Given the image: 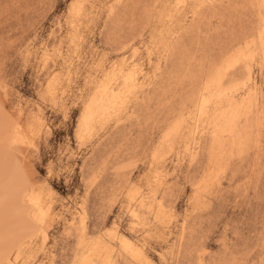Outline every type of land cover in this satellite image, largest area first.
I'll use <instances>...</instances> for the list:
<instances>
[{
	"label": "rangeland",
	"instance_id": "obj_1",
	"mask_svg": "<svg viewBox=\"0 0 264 264\" xmlns=\"http://www.w3.org/2000/svg\"><path fill=\"white\" fill-rule=\"evenodd\" d=\"M0 264H264V0H0Z\"/></svg>",
	"mask_w": 264,
	"mask_h": 264
},
{
	"label": "bare ground",
	"instance_id": "obj_2",
	"mask_svg": "<svg viewBox=\"0 0 264 264\" xmlns=\"http://www.w3.org/2000/svg\"><path fill=\"white\" fill-rule=\"evenodd\" d=\"M133 75H129L126 77L127 81H131L133 79ZM110 78L103 81L98 88L96 89L97 91L95 92L94 96L92 97L91 101L87 104V108L89 111V114H93L96 111H99L101 109L105 108V105H114L117 102V95L114 92V89L112 86H110ZM112 85V84H111ZM96 86V85H95ZM92 94V95H93ZM90 98V97H89ZM87 113V112H86ZM86 119V118H84ZM38 200V199H35ZM38 202V201H37ZM36 202V203H37ZM34 203V201H33ZM35 203V204H36ZM36 206H39L36 205ZM39 209V207H38ZM110 257V256H109ZM107 258V257H106ZM110 261V259H109ZM105 263V262H103ZM109 263V262H108Z\"/></svg>",
	"mask_w": 264,
	"mask_h": 264
}]
</instances>
